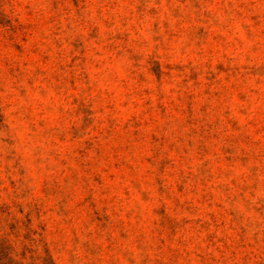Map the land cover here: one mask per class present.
<instances>
[{
	"label": "rangeland",
	"instance_id": "obj_1",
	"mask_svg": "<svg viewBox=\"0 0 264 264\" xmlns=\"http://www.w3.org/2000/svg\"><path fill=\"white\" fill-rule=\"evenodd\" d=\"M0 264H264V0H0Z\"/></svg>",
	"mask_w": 264,
	"mask_h": 264
}]
</instances>
